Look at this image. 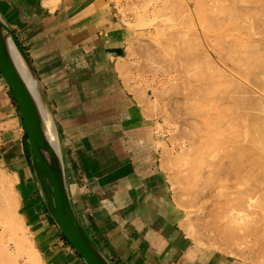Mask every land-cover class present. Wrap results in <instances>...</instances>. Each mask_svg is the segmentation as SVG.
Instances as JSON below:
<instances>
[{
    "label": "crops",
    "instance_id": "0c3cea01",
    "mask_svg": "<svg viewBox=\"0 0 264 264\" xmlns=\"http://www.w3.org/2000/svg\"><path fill=\"white\" fill-rule=\"evenodd\" d=\"M114 7L111 0H0V16L44 91L80 225L108 264H244L197 248L185 234L157 122L145 115L148 98L132 79L145 35ZM1 169L18 180L20 215L42 264H87L47 210L22 116L0 71Z\"/></svg>",
    "mask_w": 264,
    "mask_h": 264
},
{
    "label": "bare ground",
    "instance_id": "6f19581e",
    "mask_svg": "<svg viewBox=\"0 0 264 264\" xmlns=\"http://www.w3.org/2000/svg\"><path fill=\"white\" fill-rule=\"evenodd\" d=\"M50 1L55 6V4L59 0H50ZM148 1L151 3L150 0H148ZM156 1H154L153 4H156L155 3ZM180 1L183 2V0H179L177 2L179 5H181ZM234 1L236 2L237 0H233V2H232V0H188V4H184V2H183V4H184L183 6L185 8H187L188 6H191V5L193 6V7H191L192 8L191 12L193 11V14L187 13L185 11L186 9L184 7L183 8L185 10L183 8H182V10H181V8L176 9V7L174 5H173V8L172 7L168 8L167 7L168 6L167 0H166V3L162 2L163 4H166V7L168 9H172L171 11H173V9H176L174 13L178 12L179 10L181 12L185 11L186 12L185 14H188L190 17L189 16L186 17L185 14H184L185 16L183 14H181V16H184L185 19H187V18L188 19L190 18V19L188 22L186 21V23L188 24L187 27L182 26L183 25L182 23H185V21L182 20L184 18H182L181 16H180V18H178L179 16L178 17L176 16V15H180L179 14L180 11L178 12V14L176 13L175 15H173L174 17L172 16V18H175V16H176V19H179V20H177L178 21L177 23H176V21H174L176 24H174V22H173V24L167 25L168 22L170 21V19H168V20L166 19L167 20L166 26H167V28L169 27V30L167 28H165V29H166V31H170V32H168L169 35L166 33L167 35L164 36L162 33L163 31L162 32L158 31V32L161 36L163 35L166 46L169 42L174 43V44H172L173 46H171L170 45L171 43H169L170 46H167L169 49L161 44V43H164V41L161 40L162 42L160 43V37L158 38L159 40L157 39L156 41L157 42L159 41L158 44H161L162 47L164 46L166 48V50L168 49V51L169 50L174 51L175 49H172V47L175 48V46L177 45L178 47L176 49L178 50V56L179 57L181 56V59L180 58L178 59L177 58L178 56L175 58H177V60H179V61H181L183 59L182 61H184L183 62L184 65L186 64L188 68L191 67L190 65L194 64L191 67V69H193L192 74H194V71H195V74L193 77L195 80V76H196L197 80L199 81L198 83L192 82L193 83L192 84L191 82H189V81L193 80V78L191 79L188 77L189 74H191V69H190V73L187 74V72H189V71H187L188 68H185L184 72H185V70L187 72H185V73L180 72V75L182 73V77H184L183 78L184 80L186 79V83L189 82V84L187 83V85L190 88H191L190 84H192V86H193L195 84L200 83V87H198V93L195 94V92H192V94L193 93L195 94L193 97L196 96L200 100H202V101L204 100L206 102V104L204 105V108L202 110H200V111H197L196 109L193 110L194 112L196 110L198 112V114H197V112H195L197 114V117H195L191 122L188 121V122H190L188 125H190L191 129H192V132L190 134L191 140H189V137L187 138L189 141L188 145H190V146H189V148L187 146V148H186L187 151L184 149V151L186 153H184V151L182 152V153H184V155H186L185 157L183 155L182 156L183 158L182 157H181L182 159L180 158L181 160L179 159L180 162H182V163H179L178 159H177V163L180 164L179 166L183 170V171L181 170L182 174H180L181 172L178 173L181 175L180 178L178 179V181L180 180L179 183H183L182 184L183 186L185 184H187V186H184L183 189L189 188V190H190L189 193L186 192L187 199H188L187 201L190 204H192L191 202L192 201L195 202V199H198V196L202 192H204L206 188H208V187L211 188L213 192H209V193H210V196H212L214 199H213V201H210V202H213V204H212V209L209 212V219L210 220L207 222H210L209 231H213V235H212L213 237L211 238L212 241L215 242L216 244L219 243V244L225 245L227 248L228 247L233 248L236 251L232 250L231 252L234 253L236 256H243L244 255L243 252H246V250H248V251H251V254L253 253L255 255V257L256 256H260V257L262 256V259H263L264 258V220H262V219L264 218V216H260V215L263 214L264 212L262 209V211H261L262 213L261 214L259 213L261 208H262V206L260 207V204H262V202L259 200V198H262V196H264L262 193L260 194V192H261L260 190L262 187L261 184L264 183V72H261L262 68H264V53L262 54L259 46H261V44H262L261 47H263L264 44L263 43L260 44L262 39L259 38V40H258L259 46H258L256 44L257 40H255V39H253V41H252V39L249 40L250 36H247L248 37L247 38L245 36V34H247V32L249 31L250 28H253V25L255 28L256 26H258L259 24H262V23H263V25H261V26L259 25L258 28L260 27L263 29L262 32L264 31V22L263 21L260 22V20H261V19H259L260 16L257 18V16L259 14L263 15V16H261V18H264V14H263L264 12L260 13L261 11H264L263 10L264 6H260V4L262 2H261V0H258L259 6H257V7H259V9L260 8L261 9L263 8V9L259 10L258 8L256 9V7H255L254 9L256 11L258 10V12H259V13L258 12L255 13L253 7L256 5L253 3L257 2V0L256 1L254 0L253 2L251 0H248L249 5L247 3L245 4V5H247V8H248V6H250V8H251L250 2L252 3V8L251 9L249 8L248 12L250 10H253L254 12L253 11L252 12L254 14L251 11L250 12L253 15H257L255 18H253L254 22L255 21H256V23L260 22V23L254 24L253 21H251V20H253V19H251L252 17L250 18L251 13L248 15L247 10H245L246 14L249 16L248 17L249 19L247 21H249L251 19L249 21L250 25H248L247 23H249V22H247V21L243 22L244 18H247V16L243 17L244 15H246L245 11H243L245 6L241 5L243 8L241 10H242V12H244V14L239 13L240 8H238V10H237V7H241L240 6L241 1L246 2L247 0L246 1L240 0V3L236 2L237 7L235 6ZM262 1L264 2V0H262ZM231 2L233 4H231ZM169 3L170 2H168V4ZM171 4L172 3H170V5ZM179 5H177V6L180 7ZM185 5H188V6L186 7ZM232 5L235 7H232ZM261 5H264V4L262 3ZM164 7L165 6L160 7L163 10V14H164L165 9L168 10L167 8L164 9ZM181 7H182V5H181ZM157 8H159V7H157ZM162 10L159 13H161ZM189 10L187 9V11H189ZM168 11H170V10H168ZM157 12H155V15L157 14ZM172 13L173 12H171V13L169 12L170 15H172ZM163 14L161 13L160 15H163ZM239 14H241V15H239ZM242 14H243V16H242ZM191 15L192 16L194 15V16L192 17ZM166 16L167 17H165V18L169 17L168 13L166 14ZM241 17L243 18V20ZM158 18H159V16H158ZM169 18H171V17H169ZM172 20H174V19H172ZM262 20H264V19H262ZM148 21H150V20H148ZM161 21L163 22V20H160V22ZM180 21L181 22L183 21V22L180 24L179 23ZM160 22H158V23H160ZM165 22L166 21H164V23ZM170 22L172 23V21H170ZM148 23L150 24L152 22H148ZM244 23H246V24H244ZM177 24H179L181 26H178ZM186 25H184V26H186ZM164 26H165V24H163V27ZM163 27H161L160 29L164 30ZM156 28H158V26ZM258 28L256 27L257 30L254 29V31H252L253 29H251L250 30L251 32H248V34L251 33V35H252V33L254 32L253 34L254 35L256 34L255 36L257 37L258 35H260L262 33L261 29L258 32V30H259ZM256 31H257V33H256ZM158 32L157 33L155 32V33L158 34ZM254 35H252V37ZM261 35H264V33ZM156 36H159V35H156ZM166 36H168V37H166ZM163 37H161V39ZM165 37H166L167 41L165 40ZM262 38H263V36H262ZM135 39H137V38H135ZM154 39H156V38H154ZM168 39H170V41H168ZM151 42H152L151 45L155 44V42L153 40ZM263 42H264V40H263ZM133 44H134V42H133ZM134 45H136V43ZM145 45L147 46V44H145ZM149 45H150V43H149ZM131 47H133V46H131ZM151 47L148 48L149 51L147 50L145 52H146V54L148 52L150 53L149 56L151 59H154L153 57H155V59L157 60L158 58H156L157 54H156V50H155L156 47L155 46H154L155 48L154 47L151 48ZM128 48H129V50H132L135 52V50L131 49L130 46H128ZM158 48H156V49L158 50ZM150 49H152V52ZM153 49H154L155 53L153 52ZM166 50H164L163 52H165ZM263 50H264V47H263ZM175 52L177 53V51H174L173 54H176ZM127 53H129V52H127ZM151 53H153V56H151ZM157 53H159V52H157ZM160 54L161 55H159V56H162V55L165 56L166 55L165 58L167 59V56L169 55V57H170V54H172V51L169 54H168V52H167V54H165V53H163V54L160 53ZM164 56H163V58H164ZM213 56H214V58L216 57L219 60L218 62H222L224 65H227L225 67L228 70H232V73L230 71L231 74H229V72L226 74V72L223 71L224 69L223 68L221 69V67H219L220 64L216 65L219 68H216L214 65V69L212 66L213 70L212 69L202 70L203 66L201 64L204 61L206 62V64H208L207 68H209V66H211L210 63H208V62L213 60V59H211V57L213 58ZM203 58H204V60H203ZM159 59H160V57H159ZM171 60H169V61H171ZM16 61H17L18 67L20 68L21 73L28 80V83H29L30 88L32 90V104L34 106V113L35 112L36 113L41 112V113L49 116L48 108H47L46 104L40 98V95L38 93V89H37L36 82H35L34 78L32 76L28 75L26 70H24L23 64L21 63V60L19 57L16 58ZM128 61H130V60H128ZM128 61L126 62L127 65L125 63V66L129 65L128 63H130V62H128ZM201 61H202V63H201ZM173 62H175V60ZM181 62H180V65H181ZM212 62H215V60ZM157 63H158V61H156L155 64L158 65ZM168 63H170V62H168ZM222 63H221V65H223ZM171 64H173V63H171ZM204 64L205 63H203V65ZM206 64H205V66H206ZM148 65L151 66V64H148ZM182 65L180 67V70L181 69L183 70L184 65H183V67H182ZM195 65H196V67H194ZM162 66L163 65H161V67ZM197 66L200 68V70L196 69V68H198ZM170 67L168 68L169 70L174 68V67H172V68H170ZM194 69H196V70H194ZM256 69H258V70H256ZM128 71H130V70H128ZM128 71L126 70V72H128ZM174 71L177 72L178 68H177V70H174ZM257 71L259 72L258 74H257ZM249 72H251L253 75L255 73L256 74L253 76L252 74H249ZM128 73H127V75H128ZM151 73L153 74L154 72H151ZM165 73H167V70L165 71ZM183 74L187 75L186 77L189 79H187L185 76H183ZM247 74H249L250 77L247 76ZM168 75H170V73ZM173 75L174 74L171 75L172 78H174ZM182 77H181V80H183ZM190 77H192V75ZM251 77L253 79H251ZM175 78H177L176 81L180 80V78L178 79L177 76ZM175 78H174V80H175ZM167 79H169V76ZM174 80H172V81L175 82ZM187 80H189V81H187ZM152 81H153V78H152ZM125 82H127L126 87H128V79H127V81L125 80ZM169 82L167 81V83H169ZM173 82H170V83L173 84ZM178 82H180V81L175 82L176 83V84H174L175 87L183 85L182 81H181V85H179ZM250 83H252L253 86ZM174 85H173V87H174ZM187 85L185 84L183 86L188 87ZM163 86H164V84H163ZM170 86L171 85H169L168 87H170ZM196 86L197 85H195L194 87H196ZM130 87L131 86H129L128 89H130ZM168 87H166L165 89L169 90L172 86L169 89H168ZM194 87H192V89ZM252 87H255V90ZM172 88H171V90H172ZM183 88L186 89L185 87H183ZM165 89H163V90H165ZM195 89L196 88H194V90ZM171 90H169L167 92H170ZM176 90H178L177 91L178 95L180 92H181L180 94H182V92H183V90L181 91V88L179 90L176 87ZM131 91H133V89ZM174 91H175V88H174V90H172V92H174ZM187 91H188V89H186V93H187ZM135 92L136 91H134V94H135ZM184 92H185V90H184ZM190 92H191V89L189 90L188 93L190 94ZM138 93L140 94V90ZM175 94L177 95V93H175ZM148 95H150V94H148ZM163 95H164V92H162V96ZM165 95H166V93H165ZM172 95H174V93ZM139 96H137L138 98H136V100L140 98ZM168 96L170 97L171 95H168ZM175 96H172L173 101L176 99ZM188 96H187V98H188ZM174 97H175V99H174ZM185 97H183L184 100L185 99L187 100V98H185ZM189 97H192V95H190ZM172 98H170V99L172 100ZM177 98H180V97L178 96ZM192 99L194 100L195 98H192ZM197 99H195V100H197ZM206 99L210 100L209 103ZM189 100L191 102V98H188V102L186 101V105H188L190 103ZM212 100H215L214 103ZM181 101H178V102H180V104H181ZM151 102H152V100H151ZM171 102L172 101H170V103ZM192 102H194V101H192ZM147 103L152 105V103H150V101H148ZM184 103H182V104H184ZM140 104H142V103L140 102ZM198 105H200L202 108L201 104L198 103ZM156 106H158V104H156ZM197 106H196V108H197ZM180 107H182V106H180ZM177 108H178V106H177ZM190 108L193 109V107H191V106H190ZM194 108H195V106H194ZM142 109H143V105H142ZM145 109H146V107H145ZM147 109H148V112H147V110H145L146 111L145 115H146V113L151 112L152 109L154 110V108H150V107ZM198 110H199V106H198ZM184 112H185V110H184ZM190 112H192V110ZM196 114L191 113L189 115H195L196 116ZM185 117L183 119H185ZM189 118H190V116H189ZM50 121L46 120V129L44 132V139H45V143L48 147V150L50 152V155L52 157L53 163L57 169L58 175H59L61 181L65 185L64 171H63V166H62V157L60 155V150H59L60 146H59V142H58L57 137H56L54 126ZM183 124H185V123H183ZM177 129H179V127ZM185 129L187 130V128H185ZM189 131H190V129H189ZM179 132H180V130H179ZM180 135H178V136L181 137ZM181 138H183V136ZM184 147H182V148H184ZM166 151H167V149H166ZM162 154L164 155V152ZM167 155L168 154H166L165 157ZM160 158H164V157L161 156ZM164 159L168 160V156H167V158H164ZM182 160L184 161V164H183ZM177 163L175 162L176 165H178ZM181 164H183L184 166ZM179 166H175V167H179ZM0 173H2V171ZM24 174H26V173H24ZM178 174L176 175V177L175 176L174 177L178 178L179 177ZM3 175H4V173H3ZM5 175H7V174H5ZM7 176H8L7 179H6V176H5V178H3V177L0 178V222L2 224H4L3 226H1V231H0V264H18V259L16 260V258H15L16 256H14L15 254L12 255V253H11L12 249L10 250L8 248V246L6 244H4V239H3L4 235L8 234V235L14 236V240L13 239H11V240L13 242H15V247H17V249L19 250L18 252L21 251L20 253H22V252H24V250L25 251L29 250L30 255L32 253H35V255H36L37 253L34 251L35 249H34L33 245L31 244L30 238L28 236L29 234L26 233V230L23 232V234H24L23 236L21 234L17 235L18 234L17 231H19V229L20 230L23 229V227H24V225L22 227V221H21L22 218L20 219V215L18 213L19 205H20L21 191L19 192V190H17V193L13 192L14 188H15L14 185L16 186V189L20 188L19 186L17 187L18 180L16 179V176H11V175H7ZM263 186H264V184H263ZM262 192H264V191L262 190ZM202 195H203V193H202ZM260 195H261V197H259ZM259 201H260V204H259ZM258 207L260 208L259 211H258ZM201 219L203 220V217ZM198 220H200V219H198ZM205 226H206V228H208L207 227L208 225L205 224L204 228H205ZM204 231H206V230H204ZM195 233H196L195 235H197V237H195V239L198 242H200L202 240V236H201L202 232L199 230H196ZM20 235H21V237H20ZM13 236H12V238H13ZM5 237L9 238V236H5ZM209 241H210V239H209ZM217 247H218V245H217ZM33 257L35 258L34 255H33ZM30 260H32V259L30 258ZM38 260H39V258H38Z\"/></svg>",
    "mask_w": 264,
    "mask_h": 264
},
{
    "label": "rangeland",
    "instance_id": "374dc122",
    "mask_svg": "<svg viewBox=\"0 0 264 264\" xmlns=\"http://www.w3.org/2000/svg\"><path fill=\"white\" fill-rule=\"evenodd\" d=\"M151 1V3L148 1V0H111V3L112 4H114V8L115 9H117V12L123 17V19L125 20V22L126 23H128V24H130V25H132V26H135L136 27V29L138 30V31H140L139 32V34H141V35H145V36H143L142 38H140V40H139V42H138V52L136 53V60H135V64L137 65V67H138V70H136V74H134V75H132V79L136 82V84L137 85H139V86H141V88H142V91H143V93H145V95H146V97L148 98V101H150V103H152V105H150V104H148V106L150 107V108H154V110L152 109V111L150 112L151 114H152V117L156 120V122H157V134L159 135V137L161 138V143L160 144H162L161 146H162V153L164 152V155L162 154V156L164 157V158H167V156H168V160L167 159H164V158H161V161H162V165L164 166V168H165V170L167 171V173H168V178H169V185H170V190H171V193H172V195H173V198H174V200H175V203L176 204H178V206L183 210V212H184V219H183V222H182V228H183V230H184V232H185V234L188 236V238H189V240L191 241V243H193L197 248H199V249H207V248H209L210 250H215L216 252H218V253H220V254H222V255H225V256H227V257H229L231 260H233L234 262H240V263H244V264H264V258L262 259V256L260 257V256H256L255 257V255L252 253L251 254V251H248V250H246V252H243V256H236L234 253H232L231 251L232 250H234L233 248H227L225 245H222V244H219V243H215V242H213L212 241V235H213V231H209V224H210V222H207V221H209L210 219H209V212L211 211V209H212V204H213V202H210V201H213V197L212 196H210V193L209 192H213L212 191V189L211 188H206L205 189V191L204 192H202L203 193V195H202V193L198 196V199H195V202L194 201H192L191 203L192 204H190L187 200V195H186V192L187 193H189L190 192V190H189V188L188 189H183V187L184 186H187V184H185L184 186L182 185L183 183H179V181H178V179L180 178V174H182V168L179 166L180 164H178L177 163V159H178V162L179 163H182V162H180V160L183 158L182 156L184 155V153H186L185 151H184V149L186 150V148H187V146H188V148H189V146L190 145H188V143H189V141H188V137H189V140H191L190 139V134H191V132H192V129H191V126L190 125H188L195 117H197V114H198V112L197 111H200V110H202L203 108H204V105L206 104V102L203 100H200L198 97H193L196 93H198V87H200V83L199 84H195V85H197L196 87H194L195 85H193L192 86V82H196V83H198L199 81L197 80V78H196V76H195V80H194V74H195V71H194V74H192L193 73V69H191V67L194 65H190L191 67H187V65L185 64L184 65V61H179V60H177V58L179 59H181V56L179 57L178 56V50L176 49L178 46L176 45L175 46V48L174 47H172V49H175L174 51H177V53L176 54H173L174 53V51L173 50H169L170 52L172 51V54H170V57H169V55L167 56V59L165 58L166 57V55L164 56V55H162V56H159V55H161L160 53H165V54H167V52H168V54L170 53L169 51H168V47L167 46H173L172 44H174L173 42L171 43V42H169V43H171L170 45H169V43L167 44V46L165 45L166 43H165V41H164V37H163V35L165 36V35H167L168 34V32H170V31H166V29L165 28H167V26H166V24H167V20L168 19H170V21H172V23L170 22H168V24L167 25H169V24H173V22L174 21H176V23L178 22L177 20H179V19H176V16L178 17V18H180V16H181V14H185L186 12L187 13H191V14H193V11L191 12V10H192V8L191 7H193L192 5L191 6H188V5H185L187 8H185L183 5L184 4H188V0L186 1V0H183V2H184V4H183V2L182 1H180L181 2V5H182V7H181V5H179L177 2L179 1H177V0H167L168 2H170V3H172L171 5H170V3L168 4V2H167V7L169 8V7H172L173 8V5L176 7V9L177 8H181V10H182V8L186 11H180L179 9V11L181 12H179L178 10V12H179V14L180 15H176L175 16V18H172V16L173 15H175L176 13L178 14V12H176V13H174L175 12V10L176 9H173V11H171L172 9H168L167 7H166V4H163L162 2H164V3H166V0L164 1H162V0H150ZM154 1H156L155 3L156 4H153V2ZM162 1V2H161ZM186 1V2H185ZM239 1V2H238ZM246 1V0H245ZM248 1V0H247ZM244 2V1H241V3H240V0H237L236 2L237 3H240V6L241 5H244L245 6V8H244V10L243 11H245V10H247V14L249 15L253 10H250L249 12H248V10H249V8H250V6H248V8H247V5H245L246 3L249 5V1L248 2ZM252 2L254 1V0H251ZM256 1V0H255ZM132 2V3H131ZM159 2V3H158ZM162 4H161V3ZM232 2H233V0H232ZM231 2V4H233ZM236 2L234 1V3H235V6L237 5L236 4ZM261 2L264 4V2L261 0ZM260 2V3H261ZM158 3V4H157ZM258 3V4H257ZM261 3V4H262ZM161 4V5H160ZM253 4H255L256 6H254L253 7V9L256 7V9L258 8L259 9V7H257V6H259V2H258V0H257V2H255V3H253ZM260 4V6H264V5H261ZM121 5V6H120ZM154 5V6H153ZM160 5V6H159ZM177 5H179L180 7H178ZM239 5V4H238ZM250 5H251V8H252V3L250 2ZM162 6H165L164 7V9L165 8H167L168 10H170V11H168V10H164V14H163V10H162V8H160V7H162ZM235 6H233L232 5V7H235ZM157 7H159V8H157ZM237 7V6H236ZM156 8V9H155ZM238 8H240L239 10H240V12L239 13H243L244 14V12H242V10L241 9H243L242 8V6L241 7H237V10H238ZM250 8V9H251ZM264 8V7H263ZM262 8V9H263ZM187 9L190 11H187ZM236 9V8H235ZM261 9V8H260ZM259 9V10H260ZM261 9V10H262ZM150 10V11H149ZM152 10V11H151ZM162 10V14L163 15H160L161 13H159L160 11ZM264 10V9H263ZM158 11V12H157ZM168 11V12H167ZM254 11H255V13L256 12H258V10L256 11L255 9H254ZM253 11V12H254ZM153 12V13H152ZM155 12H157V14L155 15ZM168 13V15H169V17H171V18H165V17H167L166 16V14ZM169 12L171 13V12H173L172 13V15H170L169 14ZM252 12V13H253ZM264 11H261L260 13H263ZM250 14V18L251 19H253V18H255L257 15H253V14ZM259 13V12H258ZM243 14H242V16H243ZM245 14H246V11H245ZM244 15L243 17H245V16H247V18H244V20H243V18H242V20H243V22H246L249 18V16L248 15ZM264 14V13H263ZM165 15V16H164ZM186 15V17H188L189 15L188 14H185ZM184 15V16H185ZM239 15H241V14H239ZM252 15V16H251ZM156 16V17H155ZM158 16H159V18H158ZM184 16H181L182 18H184V19H182L183 21H185V23H186V21L188 22L189 21V19L187 18V19H185V17ZM192 16V15H191ZM194 16V15H193ZM192 16V17H193ZM254 16V17H253ZM260 16V18L259 19H261L260 20V22H264V20H262V19H264V18H261V16H263V15H261V14H259L258 16H257V18ZM156 19H155V18ZM163 17V18H162ZM174 17V16H173ZM190 17V16H189ZM256 18V19H257ZM154 19V20H153ZM165 19V20H164ZM167 19V20H166ZM172 19H174V20H172ZM176 19V20H175ZM250 19V20H251ZM255 19V20H256ZM148 20H150V21H148ZM160 20H163V22L161 23L160 22ZM249 20V21H250ZM164 21H166L165 23H164ZM182 21V22H183ZM195 21V20H194ZM249 21H247V22H249ZM251 21H253V23L254 24H257V23H260V22H257L256 23V21L254 22V19L253 20H251ZM259 21V20H258ZM148 22H152V23H148ZM157 22V23H156ZM158 22H160V23H158ZM181 21L179 22L180 24L182 23ZM175 22H174V24H176ZM185 23H182L183 25V27H187L188 26V24L186 25ZM146 24V25H145ZM154 26H153V25ZM156 24V25H155ZM163 24H165V26L163 27ZM244 24H246V23H244ZM248 25H250V22L249 23H247ZM178 26H181V25H179V24H177ZM184 25H186V26H184ZM253 25V24H252ZM251 25V26H252ZM260 26L261 25H263V23L262 24H259ZM258 25V26H259ZM158 26V28H156V27ZM163 27L164 28V30L163 29H160L161 27ZM250 26V27H251ZM258 26H256L257 28H258ZM160 27V28H159ZM249 27V26H248ZM256 27L254 28V25H253V28H250L249 29V31L248 32H251L250 30L251 29H253L252 31H254V29H256ZM263 27V26H262ZM168 30H169V27L167 28ZM259 30H258V32L260 31V29H261V32H262V28H258ZM161 30V31H160ZM257 30V29H256ZM162 32L163 33V35L161 36L160 34H159V32ZM166 31V32H165ZM158 32V34H156V33ZM248 32H247V34H245V36L247 37V36H250L249 37V40L250 39H252V41H253V39H255V40H257V45L259 46V44H258V40H259V38H261L262 39V41L260 42V44L261 43H263L264 44V42H263V40H264V35H261V34H263L264 33V31L260 34V35H258L257 37L252 33V35H254L253 37H252V35H251V33H249L248 34ZM161 33V34H162ZM167 33V34H166ZM256 33H257V31H256ZM159 35V36H156V35ZM169 35V34H168ZM155 36V37H154ZM262 36H263V38H262ZM160 37V43L162 42V41H164V43H161L162 45H164L166 48H168L167 50H166V48L164 47H162L161 46V44H158L159 43V41L157 42L156 40L158 39ZM161 37H163L162 39H161ZM166 37H168V36H166ZM166 37H165V40H166ZM154 38H156V39H154ZM248 38V37H247ZM171 39V38H170ZM170 39H168V41H170ZM156 41L155 42V44L154 45H151V41ZM159 40V39H158ZM162 40V41H161ZM150 41V42H149ZM167 41V40H166ZM153 42V43H154ZM149 43H150V45L152 46V47H156V48H158L159 46V48H158V50L155 48V50H156V54H157V56H156V58H158L157 60L155 59V57H153L154 59H151L150 58V53L148 52L147 54H146V52L145 51H147L148 50V48L149 47H151L150 45H149ZM145 44H147V46L145 45ZM147 48H146V47ZM261 46H262V44H261ZM261 46H259L260 47V50H261V52H262V54L264 53L263 51V47H261ZM151 47V48H152ZM151 50V52H152V49H150ZM160 50V51H159ZM164 50H166L165 52H163ZM149 51V50H148ZM153 52H154V49H153ZM157 52H159V53H157ZM155 53V52H154ZM147 56H146V55ZM155 54V55H156ZM154 55V56H155ZM175 55V56H174ZM151 56H153V53H151ZM163 56H164V58H163ZM173 56V57H172ZM178 56V57H177ZM149 59H148V58ZM159 57H160V59H159ZM175 57H177V58H175ZM147 60H146V59ZM163 58V59H162ZM175 58V59H174ZM172 59V60H171ZM211 59H213V60H211L210 62H208V63H210V65L211 66H209V68H207L208 67V64H206V62L204 61L203 63H205L206 64V66H205V64L203 65V63H202V61L204 60V58H203V60L201 61V65L203 66L201 69L202 70H210V69H212V66H213V69H214V65H215V67L216 68H219V67H221V69L223 68L224 70V72H226V74L229 72V74H231L232 73V70H228L225 66H227V65H224L222 62H218L219 60L215 57L214 58V56H213V58L211 57ZM217 59V60H216ZM162 60V61H161ZM169 60H171V61H169ZM175 60V62H173ZM215 60V62H212V61H214ZM156 61H158V65H156L155 63H156ZM168 61V62H170V63H166V62ZM179 63H178V62ZM150 62V63H149ZM154 62V63H153ZM180 62H181V65L183 64L184 65V67H183V65H182V67H183V70L181 69L180 70V67H181V65H180ZM218 62V63H217ZM164 63V64H163ZM166 63V64H165ZM171 63H173V64H171ZM176 63V64H175ZM221 63L224 65H221ZM148 64H151V66L150 65H148ZM163 65L162 67H161V65ZM168 64V65H167ZM213 64V65H212ZM217 64H220L219 65V67L218 66H216ZM172 65V66H171ZM175 65V66H174ZM180 65V66H179ZM167 66V67H166ZM171 66V67H170ZM186 66V67H185ZM160 67V68H159ZM164 67V68H163ZM172 68V67H174V68H172L171 70H169L168 68ZM194 67H196V65L194 66ZM193 67V68H194ZM198 67V66H197ZM206 67V68H205ZM211 67V68H210ZM157 68V69H156ZM166 68V69H165ZM176 68V69H175ZM177 68H178V71L176 72V71H174V70H177ZM185 68H188L187 69V71H189V72H187L186 70H185V72H187V74H189L190 73V69H191V74H189V78H193V80L192 81H189V80H187V81H189V82H191L192 84H190V86H191V88L187 85V83L189 84V82H187L186 83V79L184 80L183 78L184 77H182V73H185L184 72V69ZM159 69V70H158ZM163 69V70H162ZM165 69V70H164ZM197 70H200V68L198 67V68H196ZM196 69H194V70H196ZM212 69V70H213ZM228 71H227V70ZM167 70V73H165V71ZM220 70V69H219ZM226 70V71H225ZM256 70H258V69H256ZM255 70V71H256ZM264 70V68H262V70H261V72H264L263 71ZM154 72L153 74L151 73V72ZM169 71V72H168ZM230 71H231V73H230ZM253 71V70H252ZM251 71V72H252ZM180 72H182L181 73V75H180ZM251 72H249V74H252ZM151 73V74H150ZM170 73V75H168ZM259 72L257 71V74H258ZM172 74H174L173 75V77L175 78L176 76L178 77V79L180 78V80H177V81H180V82H178L179 83V85H181V81H182V84L183 85H187L188 87H186V86H183V87H185L186 89H188V91H187V93L189 92V90L191 89V92H190V94L188 93H186V89H184L182 86H176L179 90H180V88H181V91L184 89L185 90V92H184V90H183V92H182V94H180L179 93V95H178V90H176V87H175V85L174 84H176L175 82H177L176 81V79L177 78H175V80H174V78H172ZM249 74H247V76H249L250 77V75ZM256 74V73H255ZM254 74V75H255ZM152 75V76H151ZM169 76V79L171 80H169V79H167L168 78V76ZM192 75V77H190ZM253 75V74H252ZM253 75V76H254ZM158 76V77H157ZM183 76H187V75H185V74H183ZM171 77V78H170ZM181 77H182V79L183 80H181ZM152 78H153V81H152ZM187 78V77H186ZM189 78H187V79H189ZM250 79V78H249ZM251 79H253L252 77H251ZM163 80V81H162ZM172 80H174L175 82H173ZM167 81L169 82H173V84L172 83H167ZM184 81V82H183ZM159 84H158V83ZM165 82V83H164ZM249 82V81H248ZM252 82V81H251ZM161 84V85H160ZM163 84H164V86H163ZM251 85H252V83H250ZM156 85V86H155ZM169 85H171L172 87H173V85H174V87L172 88L171 86V88H172V90H174V88H175V91L174 92H172V90H171V88L170 87H168ZM178 85V84H177ZM199 85V86H198ZM153 86V87H152ZM168 87V89L169 90H171L170 92H167V91H169V90H167V89H165L166 87ZM253 86V85H252ZM156 89H155V88ZM192 87H194V88H196L195 90H194V88L192 89ZM165 89V90H163V89ZM254 90H255V87H252ZM155 89V90H154ZM200 90V89H199ZM154 91V92H153ZM164 92V95H165V93H166V97L163 95L162 96V92ZM166 91V92H165ZM192 92H195V94L193 93L192 94ZM169 93V94H168ZM174 93V95H172V94ZM175 93H177V95L180 97V98H177L178 96L175 94ZM148 94H150V95H148ZM159 94V95H158ZM186 94V95H185ZM157 97H156V96ZM168 95H171L170 97L168 96ZM176 95V96H175ZM190 95H192V97H189ZM155 96V97H154ZM172 96H175L176 97V99H175V97H174V99L176 100H174L173 101V98H172ZM182 96V97H181ZM186 96V97H185ZM187 96H188V98H191V102H190V100H189V104L188 105H186V101L188 102V98H187ZM169 97V98H168ZM183 97H185V98H187V100L185 99L184 100V98ZM159 98V99H158ZM170 98H172V100L170 99ZM192 98H195V99H197V100H193ZM150 99V100H149ZM155 99V100H154ZM183 99V100H182ZM210 99V98H209ZM209 99H206L207 101H208V103H209V101L211 100H209ZM151 100H152V102H151ZM159 100V101H158ZM163 100V101H162ZM183 102H182V101ZM170 101H172L171 103H170ZM178 101H181V104H180V102H178ZM192 101H194V102H192ZM213 101V103H214V101L215 100H212ZM211 101V102H212ZM159 102V103H158ZM185 102V103H184ZM198 102L199 104H203L202 105V108H201V106L200 105H198V103L196 104V103ZM210 102V103H211ZM170 103V104H169ZM174 103V104H173ZM182 103H184V104H182ZM195 103V104H194ZM207 103V104H208ZM156 104H158V106H156ZM178 104V105H177ZM180 104V105H179ZM156 107H155V106ZM172 105V106H171ZM176 105V106H175ZM199 106V110H198V106ZM152 106V107H151ZM177 106H178V108H177ZM180 106H182V107H180ZM187 106V107H186ZM190 106L191 107H193V109L192 108H190ZM194 106H195V108H194ZM196 106H197V108H196ZM148 107V108H149ZM180 108V109H179ZM186 108V109H185ZM189 108V109H188ZM201 108V109H200ZM185 110V112H184V110ZM194 109H196L195 110V112H197V114L193 111ZM192 110V112H190ZM189 111V112H188ZM154 112V113H153ZM186 113V114H185ZM188 113V114H187ZM191 113H194V114H196V116L195 115H189V114H191ZM185 114V115H184ZM186 116V117H185ZM189 116H190V118H189ZM185 117V119H183ZM189 118V119H188ZM181 119V120H180ZM183 120V121H182ZM187 120V121H186ZM177 121V122H176ZM188 121H190V122H188ZM182 122V123H181ZM188 122V123H187ZM177 123V124H176ZM179 123V124H178ZM183 123H185V124H183ZM187 123V124H186ZM182 125V126H181ZM186 127H185V126ZM175 126V127H174ZM177 126V127H176ZM187 128V130L184 128ZM188 126V127H187ZM190 126V127H189ZM179 127V129H177ZM183 128V129H182ZM178 131H177V130ZM189 129H190V131H189ZM179 130H180V132H179ZM181 134H179V133ZM189 132V133H188ZM178 135H180L181 137L183 136V138H181V137H179ZM185 135V136H184ZM185 137V138H184ZM181 138V139H180ZM184 143V144H183ZM181 145V146H180ZM185 146V147H184ZM182 147H184V148H182ZM165 148V149H164ZM166 149H167V151H166ZM183 149V150H182ZM164 150V151H163ZM184 151V153H182ZM187 151V150H186ZM167 152V153H166ZM168 154L166 157H165V155L166 154ZM186 155H184V157H185ZM177 157V158H176ZM182 157V158H181ZM181 158V159H180ZM176 159V160H175ZM180 159V160H179ZM175 160V161H174ZM184 160V159H183ZM182 160V161H183ZM175 162L178 164V165H176L175 164ZM183 164H184V161H183ZM183 164H181V165H183ZM175 166H179V167H175ZM184 166V165H183ZM180 169V170H179ZM182 170V171H181ZM2 171V173H0V178H5V176H6V179L8 178V176L7 175H9L6 171H3V170H1ZM0 171V172H1ZM179 172H181L180 174H178ZM3 173H4V175H3ZM2 174V175H1ZM5 174H7V175H5ZM178 174V178H175L176 177V175ZM14 176V175H13ZM175 176V177H174ZM263 184L264 183H262L261 184V186L263 187H261V192H260V194L262 193L263 195H264V192H262V190L264 191V186H263ZM14 193H17V190L18 189H16V186L14 185ZM209 189V190H208ZM187 190V191H186ZM208 191V192H207ZM209 194V195H208ZM259 197H261V195L259 196ZM264 196H262V198H259V200L262 202V204H260V201H259V204H260V207L262 206V208H261V210H260V208L258 207V211L260 210V214L262 213L261 211H262V209H263V212H264ZM186 199V200H185ZM187 201V202H186ZM206 201V202H205ZM202 202V203H201ZM211 204V205H210ZM18 213H19V215H20V205H19V210H18ZM259 214V215H260ZM264 214V213H263ZM263 214H261L260 216H264ZM203 217V220L201 219ZM22 217H21V215H20V219H21ZM263 218V217H262ZM198 219H200V220H198ZM262 220H264V218L262 219ZM21 221H22V227H23V225H24V227H23V229H19V231H17V235H19V234H21L22 236L24 235L23 234V232L26 230V226H25V223H24V221H23V219H21ZM199 223V224H198ZM208 225L207 227L208 228H206V226H205V228H204V225ZM4 224H2L1 222H0V231H1V226H3ZM203 226V227H202ZM198 227V228H197ZM200 227V228H199ZM206 230V231H204V230ZM196 230H199V231H201L202 232V240L200 241V242H198L196 239H195V237H197V235H195L196 233H195V231ZM203 230V231H202ZM208 230V231H207ZM204 232V233H203ZM26 233H27V230H26ZM10 234V233H9ZM215 234V233H214ZM21 235H20V237H21ZM195 235V236H194ZM207 235V236H206ZM5 236H9V238H6ZM13 236V235H12ZM12 236L11 235H8V234H6V235H4V237H3V239H4V244H6L7 246H8V248L11 250V253H12V255L13 254H15L14 256H16L15 258H16V260L18 259V264H42V262H41V260H40V258H39V256H38V254H36L35 255V253H32L31 255H30V253H29V250H24V252L26 253H24V252H22V253H20V252H18L19 250L17 249V247H15V242H13L11 239H13L14 240V236H13V238H12ZM209 239H210V241H209ZM29 240V239H28ZM29 243V242H28ZM32 244V243H31ZM217 245H218V247H217ZM222 245V246H221ZM35 252H36V250H34ZM234 251H236V250H234ZM248 251V252H247ZM21 255H20V254ZM37 253V252H36ZM29 254V255H28ZM234 254V255H233ZM33 255L35 256V258L33 257ZM246 255V256H245ZM37 256V257H36ZM30 258L32 259V260H30ZM37 258V259H36ZM38 258H39V260H38ZM260 258V259H259ZM35 261H34V260ZM38 260V261H37ZM34 261V262H33ZM40 261V262H39ZM263 261V262H262ZM30 262V263H29Z\"/></svg>",
    "mask_w": 264,
    "mask_h": 264
},
{
    "label": "water",
    "instance_id": "95a60500",
    "mask_svg": "<svg viewBox=\"0 0 264 264\" xmlns=\"http://www.w3.org/2000/svg\"><path fill=\"white\" fill-rule=\"evenodd\" d=\"M18 57L27 74L34 78L40 98L45 103L44 91L24 46L14 30L0 16V71L13 93L22 116L31 147L34 169L47 210L63 236L87 264H108L95 249L72 209L67 189L58 175L45 143L44 132L48 117L41 112L34 113L32 90L17 65Z\"/></svg>",
    "mask_w": 264,
    "mask_h": 264
}]
</instances>
